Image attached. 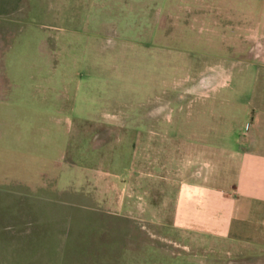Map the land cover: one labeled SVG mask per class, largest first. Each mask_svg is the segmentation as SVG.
<instances>
[{"label":"rangeland","instance_id":"374dc122","mask_svg":"<svg viewBox=\"0 0 264 264\" xmlns=\"http://www.w3.org/2000/svg\"><path fill=\"white\" fill-rule=\"evenodd\" d=\"M208 36L171 0H21L0 17L1 204L33 209L52 264H219L228 245L172 225L171 179L139 148L143 115L198 114L229 80Z\"/></svg>","mask_w":264,"mask_h":264},{"label":"crops","instance_id":"0c3cea01","mask_svg":"<svg viewBox=\"0 0 264 264\" xmlns=\"http://www.w3.org/2000/svg\"><path fill=\"white\" fill-rule=\"evenodd\" d=\"M132 1L127 0L129 5ZM20 2L0 0V17L13 15ZM141 2L162 9L168 0ZM171 4L178 22L203 25L210 45L218 41L220 71L232 75L216 86L217 98L209 87L198 114L143 115L141 161H155L156 185H169L164 179H171L175 228L225 242L219 264H264V0H171ZM4 6L10 9L2 11ZM160 120L166 121L163 129H155ZM10 133L0 129L1 138ZM179 147L188 157L182 168ZM148 178L146 170L140 178L145 190L154 182ZM7 187L8 196L20 197L19 185L16 192ZM2 189L0 182V264H52L47 231L33 224V209H21L20 202L3 209Z\"/></svg>","mask_w":264,"mask_h":264},{"label":"trees","instance_id":"16d2710c","mask_svg":"<svg viewBox=\"0 0 264 264\" xmlns=\"http://www.w3.org/2000/svg\"><path fill=\"white\" fill-rule=\"evenodd\" d=\"M20 205H21V209H24V208H26L27 207V205L26 204H21L20 203ZM26 206V207H25Z\"/></svg>","mask_w":264,"mask_h":264}]
</instances>
